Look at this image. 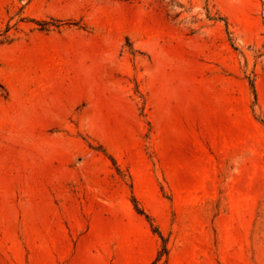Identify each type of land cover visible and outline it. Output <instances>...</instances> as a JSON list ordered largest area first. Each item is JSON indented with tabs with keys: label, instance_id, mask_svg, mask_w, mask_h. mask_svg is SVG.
<instances>
[{
	"label": "rangeland",
	"instance_id": "rangeland-1",
	"mask_svg": "<svg viewBox=\"0 0 264 264\" xmlns=\"http://www.w3.org/2000/svg\"><path fill=\"white\" fill-rule=\"evenodd\" d=\"M264 264V0H0V264Z\"/></svg>",
	"mask_w": 264,
	"mask_h": 264
},
{
	"label": "trees",
	"instance_id": "trees-1",
	"mask_svg": "<svg viewBox=\"0 0 264 264\" xmlns=\"http://www.w3.org/2000/svg\"><path fill=\"white\" fill-rule=\"evenodd\" d=\"M167 253H168L167 250H164L163 252H161V253L159 254L158 259H157V261H156L155 264H159V262L161 261L162 257H163L165 254H167Z\"/></svg>",
	"mask_w": 264,
	"mask_h": 264
}]
</instances>
